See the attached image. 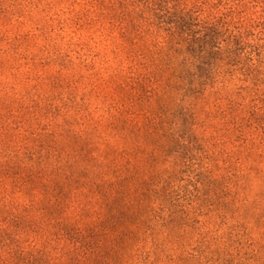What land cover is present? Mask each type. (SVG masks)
I'll return each mask as SVG.
<instances>
[{"label":"rangeland","instance_id":"rangeland-1","mask_svg":"<svg viewBox=\"0 0 264 264\" xmlns=\"http://www.w3.org/2000/svg\"><path fill=\"white\" fill-rule=\"evenodd\" d=\"M0 264H264V0H0Z\"/></svg>","mask_w":264,"mask_h":264}]
</instances>
